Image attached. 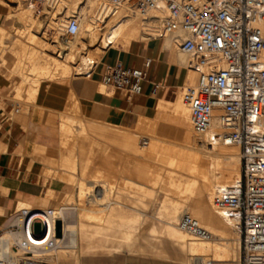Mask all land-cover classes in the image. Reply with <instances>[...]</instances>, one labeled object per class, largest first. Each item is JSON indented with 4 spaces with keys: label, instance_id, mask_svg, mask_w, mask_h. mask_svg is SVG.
Wrapping results in <instances>:
<instances>
[{
    "label": "bare ground",
    "instance_id": "obj_1",
    "mask_svg": "<svg viewBox=\"0 0 264 264\" xmlns=\"http://www.w3.org/2000/svg\"><path fill=\"white\" fill-rule=\"evenodd\" d=\"M11 1H14L16 5L12 3L7 5L15 11L6 14V20L10 22L11 30L15 33L13 37H9L10 39L7 38L8 35L1 34L0 44L4 46L0 52V66L16 69L20 78L15 88L18 93L17 100L24 99L27 104L29 103L26 100L29 102L35 100L38 89L45 81L69 78L71 72L75 76L91 72L92 76L99 66L94 62L93 55H106L109 49H116L117 45L127 48L132 42L145 40L146 36L155 40L161 38L159 25L148 26V23L145 24L137 14H125L123 7L112 13L100 10L99 0L47 1L43 10V14L46 15L44 20L35 16L23 0ZM0 4L6 5L1 1ZM61 5L66 8L64 11L66 16L76 11L79 20L77 33L70 38L67 44H63L58 38V36H64L65 24L62 19L57 18ZM44 25H46L45 29ZM22 30H28V36L25 37L28 43L22 41L24 39L20 40L22 37L19 36V39L17 36ZM47 37V41L42 45ZM162 38L166 44L168 41L169 50L171 45L175 46L174 50L171 49V57L175 65L185 69L186 77L185 85L179 88L174 102L160 101L157 104L154 119L173 122L180 146L179 150L174 151L164 147L162 144L165 142H146L143 143L145 148L140 147L137 152L141 157L154 154L155 158H160V163L164 164V167L168 166L180 172L178 179L175 181L170 179V181L178 188L177 191L187 194L186 199L174 204H162L165 219L160 216L154 222L142 225L138 224L137 219L129 221L131 225H136L137 229L113 227L107 223L108 214L115 208L124 207L126 204L119 198L114 199L113 184L96 185V179L88 176L86 170L88 159L83 156L79 142L87 129L81 121H76L77 118L74 117V114L83 113L84 109L82 110L76 103L79 100L70 95L68 104L65 103V105L67 104L66 109L71 110L70 115L72 112L74 114L68 116L57 112L59 116L56 127L57 144L55 146L50 142L49 145L36 142L32 144L41 153L48 155L50 152L51 159L58 165V169H55L53 164L45 165V169L42 170L43 174L56 180L59 179L72 187L67 194L61 192L56 194L48 189L43 195L49 201L56 200L62 203V206L55 208V211L59 213V218L64 222L62 247L47 255L48 262L59 264L70 259L77 260L83 255H112L124 252L182 264H206L207 262L235 264L239 261L240 228L234 222L225 220L215 213L211 206L214 190L231 183L240 176L239 148L222 145L206 148L204 145H199L190 124L189 110L182 99V89L185 86L194 85L196 80V75L190 70L187 71L191 61L190 57L179 50L174 36ZM46 52L56 54V57ZM99 89L105 93L103 86ZM26 108L27 110L21 115L26 117L25 120H30L31 137L40 133L44 136L45 129L36 122L42 112L52 110L36 105ZM55 112H52L53 115L56 114ZM143 120H139L140 123L135 128L140 127L142 122H145ZM119 129L124 132L132 131L125 128ZM105 130L103 128L99 133L102 138H105ZM55 150L57 157L53 159L52 152ZM158 152L161 155L157 156ZM32 163L37 164L38 162L32 161ZM34 207L36 206L26 201H19L16 205L18 210ZM72 214L73 219L71 220ZM184 215L195 220L210 234V237L207 240H199L182 231L179 222ZM4 219L6 224L3 222L5 225L0 228L2 232L14 223L12 215L8 214ZM14 240V236L8 231H4L0 238V256L7 264H17L18 255L10 248Z\"/></svg>",
    "mask_w": 264,
    "mask_h": 264
},
{
    "label": "built area",
    "instance_id": "obj_2",
    "mask_svg": "<svg viewBox=\"0 0 264 264\" xmlns=\"http://www.w3.org/2000/svg\"><path fill=\"white\" fill-rule=\"evenodd\" d=\"M0 1L16 5L11 0ZM47 1L23 3L44 20ZM121 7L125 14L140 16L148 26L159 25L161 38L174 36L179 50L190 57L187 71L196 80L182 89V99L199 145L237 146L240 151V176L214 190L212 209L240 228L239 261L235 264H264V0H99L98 8L108 13ZM65 9L61 5L57 18L65 24L64 36L72 38L79 20L76 11L66 16ZM150 63L145 60L141 68H128L120 62L103 65L101 85L139 95ZM90 74L78 77L89 79ZM12 218L14 223L4 231L15 238L10 248L18 255L17 264H53L47 255L63 244L64 224L59 213L52 207H15ZM57 223L61 225L59 235ZM35 225L40 226L38 233ZM179 227L195 239L210 237L187 215L180 219ZM0 264H7L1 256Z\"/></svg>",
    "mask_w": 264,
    "mask_h": 264
},
{
    "label": "rangeland",
    "instance_id": "obj_3",
    "mask_svg": "<svg viewBox=\"0 0 264 264\" xmlns=\"http://www.w3.org/2000/svg\"><path fill=\"white\" fill-rule=\"evenodd\" d=\"M10 8L11 6L0 4V31H1L0 38H1V34L8 35L7 38L14 36L15 31L13 32V30H11L10 22L6 20V14H8L9 12L15 11L13 8L11 9ZM22 31H20L17 34V36L22 37L21 39L19 37V39L20 40L24 39L22 41H25L26 43H28V41H26L27 39L25 38L26 36H28L27 35L28 30H22ZM58 38L60 42H62L63 44L65 43L67 44L71 40L70 38L65 37V36H62V37L58 36ZM47 39L48 37L44 39V42L42 43V45L45 44ZM144 39L145 40H140V41L137 40L135 42L146 44L149 41H158V42L165 41L163 40V38L151 40L149 36L148 37L146 36ZM3 46L4 45L0 44V52ZM174 47L175 46L171 45V49L173 48L172 50H174ZM121 49H125V47H123L122 45H117V48L112 49V50L119 51ZM46 54L48 55L50 54V56L54 58L56 57V54H52L51 52H46ZM93 56L92 58L94 62L99 64L105 55L102 56L101 54H98V55H93ZM3 67L4 66L2 67L0 66V77L4 83L5 88L3 89L2 93H0V96L2 97L3 100L5 99L6 101L0 104V108L4 110V114L8 113V118L10 122L22 120L24 123H29L30 120H25L26 117L21 115L20 112L22 111L20 110L24 108L25 106L26 107L29 106L30 108V106H34V105L42 106L45 103L42 104L40 101H37L36 98L35 100H32V101L30 100V102L26 100V102H28L29 104L25 103L24 99H21L20 101L17 100L18 93L16 92V89L14 90V88L20 82V78L18 77L16 73V69H13L10 67H4V68ZM71 73L69 75V78H61V79L57 78L56 80H48V81L43 82L40 87V89L42 90L41 92H43V90H46V88L52 85H56L59 88L61 87L63 89L65 86H67L68 82L72 78L78 77V76L73 75L74 73L73 74ZM69 98L70 97L67 98L65 103L68 104L67 101H69ZM175 98H176V95L173 97L172 101ZM65 103L63 105V108L62 106H60L59 108L51 107L52 111L42 112V114L39 115L40 118L37 119L38 123L43 124V126H40V127L45 129L44 132H45L46 141L49 139L50 141L48 140V143L50 142L54 146L57 144V139H58V135H57L58 131L56 127H57V123L59 122L57 121L59 120V116H57V112H60V113L62 112L61 113L62 115L65 114L68 116H71L74 114L72 112L70 115L71 110H69V108H67L68 110L66 109L67 104L65 105ZM76 103L79 104L82 110L84 109L80 101H77ZM65 110H67V112ZM53 111H56L55 115H53L52 113ZM95 113H96L95 111H91L90 113L91 115H90L88 114V111L84 110L83 113H78V114L76 113L77 115L74 114V117L77 118L76 121H81L86 126V129H87V131L84 132V135L80 138L79 142L81 144V148H82L81 151L83 153V156L88 159V167L86 169L88 171V176L92 179L93 178L96 179V182H97L96 185H102L103 183L113 184L115 188L114 199L119 198L126 204V206L115 208L112 212H110L106 218L107 223H109L113 227L121 226L125 228L137 229V226L131 225L129 221L137 219L138 224L142 225L144 223H152L155 221V219H157L160 216L163 219H165L164 210L161 208L162 204L164 203L174 204L180 201H184L186 199L187 194H183L179 190L178 192L177 191L178 188L173 184V182L170 181V179L175 181L176 179H178V177L181 174L176 169L173 170L172 168L168 166L164 167V164L160 163L161 162L160 158H155L154 154H153L154 157L152 156V154L149 155L150 157L149 156L141 157V156H138L137 151L140 150L139 149L140 147L141 149L143 147L145 148V146L143 145L146 142L147 143L165 142L168 144L163 143L162 145L164 147L166 146V148L170 150H174V151L179 150L180 142H179L178 136L176 137L177 132H176L173 122L171 120H162L163 122L157 121L156 119H154L155 111L152 110L147 116V119H149L150 121L143 120L145 121L144 123L142 122L141 124L143 128L141 126H140L141 128L132 127L131 129L132 131L124 132L123 130L119 129L117 125L107 122L103 114H99L97 112L96 113L98 115L97 116L98 118H97ZM103 128L104 130L106 129L104 132L105 138H102V136L99 135L101 129ZM29 130L32 131L31 128H29ZM103 139H105L106 141ZM111 139L112 140L114 139V140L112 141ZM140 141L142 142V144H140L141 143ZM159 154L161 155V153L158 152L157 156H159ZM52 157L53 159H56L57 157L56 150L52 152ZM43 158H44L43 153L37 151L34 161L38 162L37 165H41V166L44 165L43 169H45V165H52V164H53L52 166H54L55 169H58V165L56 164V162L51 159L50 152H48V159L50 160L49 162H46L45 159ZM30 163H31V160H30ZM160 164H162L163 166ZM30 165L32 167L36 165V163H32ZM239 172H240V169H239ZM42 176H44V178L45 177L51 178L48 175H44L43 172H42ZM42 181H43V177H42ZM58 181H61V180L58 179ZM61 182L64 183L63 181ZM49 183H50V179H46L45 185H48ZM69 189L70 187L66 188V186L64 185V187L61 188V191H64V190L68 191ZM45 203H41L40 201H33L30 204H33V206L42 207V208L52 207L54 210L55 208H59L62 206V203L56 200L54 201L50 200ZM168 207L169 206L167 205V208ZM6 213L7 211L4 212L2 215H5ZM12 214H13V211L9 212L10 216ZM72 217H73V214L70 216L71 220L73 219ZM70 219L69 221H71ZM1 220H0V228L6 224L5 223L6 220L4 218H2ZM34 231L38 233L40 231V226L35 225ZM56 232H57V235H59L61 232L60 223L56 225ZM124 253L130 254L129 252H124ZM70 261L72 260L70 259V260H67L66 262H70ZM59 264H62V263H59Z\"/></svg>",
    "mask_w": 264,
    "mask_h": 264
},
{
    "label": "crops",
    "instance_id": "obj_4",
    "mask_svg": "<svg viewBox=\"0 0 264 264\" xmlns=\"http://www.w3.org/2000/svg\"><path fill=\"white\" fill-rule=\"evenodd\" d=\"M155 40V39H151ZM168 45V46H167ZM169 44L158 41H149L146 44L138 42L131 43L127 48L119 51L108 50L102 58L98 68L89 79L79 77L72 78L63 89L52 85L46 90L39 88L36 99L44 105H36L48 109L59 108L65 103L70 95L79 100L85 111H97L105 116L107 122L117 125L119 128L132 129L139 120L147 119L149 113L154 110L156 113L157 104L174 102L177 98L179 88L185 85L186 71L182 66L173 62ZM151 61L146 80L142 83V92L136 96H129L125 91L105 88V93L99 88L101 85L102 66L120 62L128 68H141L144 61ZM172 59V60H171ZM101 85V87H100ZM104 87V86H103ZM4 83L0 77V93L4 89ZM16 88V87H15ZM14 88V90H15ZM176 98L172 101L173 97ZM6 100L0 96V104ZM98 104V105H96ZM50 106V107H49ZM23 109V110H22ZM21 114L27 110L22 108ZM103 110V111H102ZM105 110V111H104ZM0 216L5 218L9 212L14 211L17 203L27 201L48 202L44 193L49 189L56 194L68 193L71 186L53 178L42 176L44 165H34L30 168L31 162H35L36 149L33 142L42 145H49L45 135L42 133L31 137L29 123L22 120L8 122V113L0 108ZM155 118V114H154ZM142 119V120H141ZM39 126L43 124L36 122ZM46 162H49L48 155L43 153ZM40 162V161H39ZM43 177V181H42ZM46 179L50 183L45 185ZM54 181V182H52ZM70 187L68 191H61V188ZM46 204V203H45ZM33 205V204H32ZM8 212L2 215L4 212ZM0 218V219H1ZM58 224V223H57ZM57 233V232H56ZM62 264H182L167 260L138 256L128 253L112 255H83L77 260L64 262Z\"/></svg>",
    "mask_w": 264,
    "mask_h": 264
}]
</instances>
